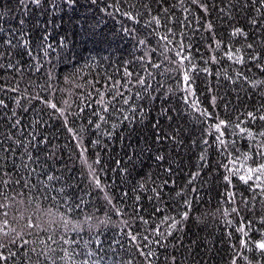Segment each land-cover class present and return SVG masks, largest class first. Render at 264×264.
<instances>
[{"label":"trees","instance_id":"16d2710c","mask_svg":"<svg viewBox=\"0 0 264 264\" xmlns=\"http://www.w3.org/2000/svg\"><path fill=\"white\" fill-rule=\"evenodd\" d=\"M145 2L151 3L153 15L157 14L156 10L165 7L170 9L171 15H174V20L167 21L168 26L175 31V35L171 37L174 43L167 46L171 49L170 52L165 50L164 41L159 40L163 30L158 31L156 27L146 29V16L136 20L123 15L125 11L130 10L131 5L141 4V0H122L123 6H120L121 0H96L95 3L93 0H75L70 9L64 0H55V4L60 6L58 11H53V4L49 0H42L41 7L28 4L26 15L24 6L17 9L20 0H0V30L2 36L7 37L12 29L20 26L23 18L25 35L32 45L33 57H43V52L36 49V44L43 34L47 33L50 37L49 43L55 46L60 45L61 37L65 38L64 47L70 50L63 57L58 52L52 53L51 65L45 63L44 71L47 72L51 66L59 74L58 89L64 88L65 91L58 90L54 94V102L60 107H67L69 112L84 108L82 95L88 91L85 78L87 81H92L93 77H96L99 80V87L105 88V82L99 79L100 76L115 77L117 82L115 86L118 87L120 77L124 76L127 67L124 61L131 62L133 57L138 60L145 53H147L146 60L161 65L157 72L164 73L165 68L170 67L167 58L175 56L176 45L183 42L184 47L188 48L191 44L192 47L185 54H190L192 64H196L200 69L193 77L195 94L191 98L200 101L202 108L209 111L207 121L216 124L219 119H226L234 125L239 120L242 126L248 127L251 124L255 131H259L264 126V122L246 121L244 115L247 111L264 106V83H261L264 82V68L258 66L260 61H264V19L260 18V13L251 7L255 0H248V7L244 6L245 0H207L208 12L193 5L191 0H167L166 3L164 0H145ZM111 4H116L119 11L113 7L105 9V5ZM5 9L8 10L7 14H4ZM184 9L188 11L185 12ZM131 10L143 15L139 8ZM252 18L258 19L259 23L251 24ZM161 19H163L162 13ZM209 24L212 25L211 29L208 27ZM134 25L139 34L136 39L124 31ZM233 27L242 28L245 35L233 36ZM163 34L167 35L166 32ZM141 38H145L149 43L138 48L136 45ZM218 40L222 41L219 48L216 47ZM249 44L254 47L249 49L247 47ZM236 49L240 51L237 52ZM229 50L233 52L235 59H230L225 54ZM250 52L258 54V61L246 58ZM212 57L216 59L213 60ZM16 59L22 62L25 69L30 63L35 62L30 61L27 55L19 51ZM44 59L48 58L44 57ZM2 63L4 61L0 60V64ZM20 66L17 65L18 68ZM205 67L208 68L207 73L203 71ZM74 68L80 71V78L75 84L83 87L65 85V75L71 73ZM188 69L190 73L195 71L191 64L188 65ZM148 71L151 72V68ZM157 72H152L149 86L154 93H160L156 99L158 110L164 92L169 89L176 92L177 80L175 72L165 75H159ZM135 74L133 72V75ZM14 77L15 73L11 70H0V99H3L6 105V107L0 106V145L8 147L4 141L9 133L14 139H24L27 143V135L36 128L33 122L42 116L40 128L47 135L49 142L46 145L42 143L35 149L34 159L39 157L40 163L30 167L43 168L47 163L50 170H57L58 176L75 178L77 181H82L79 185L81 188L86 187L87 169L81 168L77 155L81 149L76 147L77 141L72 138L73 133L68 132L62 120L50 117L47 111L41 112L42 105L39 102L33 101L32 106L29 107L28 101L24 99L27 95L24 89L29 79L38 81L41 85L43 80H38L34 74L31 77L25 75L22 80ZM253 81L256 83L253 84ZM112 83L113 81L109 79L108 84ZM17 84L20 91L13 92ZM183 86L182 83L179 85L180 88ZM68 88H71V91H68ZM131 98L135 100V97ZM169 104H175L180 112L172 113L175 120L169 122L164 118L160 124L169 136L172 132L176 133L175 140L161 134L159 142H156L152 126L147 122L143 127L123 122L113 128L114 121L108 120L107 123H101L97 129L96 123H99L97 121L86 133H81V127L88 124L91 108L85 109L83 120L76 119L74 123L68 124V127L74 128L76 133H80L88 141L86 148L91 160L100 157V167L105 169V172L101 173V178L110 186L111 195L117 202L122 201L127 205L128 215L136 216V224L139 228H136L135 234L143 237L149 234L145 231L149 227H159L166 234L160 237L159 246L152 242L150 250L155 255L145 258L137 255V251L143 252L144 249H133L127 238V229H123L125 233L123 239L115 237L120 240L123 250L121 251L118 245H112L116 249L115 254L107 251L109 247L107 242L113 237V232L110 230L107 236H104L106 241L104 251L100 252V255L104 256L105 264H113V261L117 260H134L135 264H147L148 259H151L152 264H226L230 262L233 248L242 253V256L235 257L237 264H246L243 256H248L252 264H256L257 261L264 262V257L259 255V250L255 249L253 244L250 243L249 248H241L239 243L243 236V233L238 231L241 225L245 226L249 241L259 239L264 232L260 223V217L264 216V195L259 188L252 189V185L257 181L253 179L246 185L239 180V176H233L226 188L223 175L227 173L223 165L227 163V159L222 160V156H226L225 153H217L216 148L219 146H216L211 153H205L210 163L197 167L202 146L193 144V140L200 136V123L197 119L199 114L185 110L178 92ZM10 113L16 114L15 120ZM155 115L153 111L152 117ZM71 120L72 117L69 116V121ZM16 121L21 123L13 127ZM204 126L207 127V123ZM106 132L112 135L106 136ZM40 138L43 140V136ZM215 138V135L211 137L213 141ZM224 139L227 142V150L234 157L251 149L252 159L258 160L255 156L256 143L250 142L246 135L233 136L232 128L229 126ZM93 140H97L98 143L92 144ZM135 146L139 147L133 154ZM141 148L143 151L140 150ZM13 151H15L14 147ZM23 151V148L20 149V152ZM32 151L29 149V152ZM20 152H15L17 158ZM157 152L163 154V161L155 159ZM2 155L3 153H0V156ZM9 155L11 156L12 153ZM248 163L249 166H255L251 160ZM235 167L241 168L242 164L237 162ZM122 168L127 169V175L120 171ZM169 168L171 173L168 172ZM193 173H198V176H193ZM20 175L23 176V172ZM190 181L194 182L190 184ZM140 183H145L147 187L140 188ZM154 186L159 189L160 199H157L151 191ZM193 189L196 191L194 192ZM228 192H232L234 200L240 203L241 210L237 213L231 212V209L236 207V203L230 200ZM124 193H127L126 197ZM137 197H139L138 202ZM241 197H244L243 201ZM184 198L191 201L187 208L183 207ZM92 199L96 201V195H93ZM245 202H247L246 208ZM178 204L181 205L180 210L187 211L189 215L180 228L169 236L162 221L165 216L171 217L174 214ZM45 207L50 206L45 205ZM97 207L99 211L96 214L103 216L107 205L102 193ZM225 210L229 212L228 217L223 215ZM16 211L23 212L24 206L21 205L19 208L14 206L9 210V217H14ZM2 212L3 210H0V219L3 218ZM85 212L91 214L92 207L81 208V218ZM113 219L115 220L116 217L113 216ZM125 219L128 220V224H133L128 216ZM249 223L251 228L247 227ZM133 227L135 228V225ZM99 231L103 232L104 228ZM119 231L121 229L117 226L116 232ZM69 238L76 239L73 234H70ZM83 238L88 239V236L84 235ZM13 251L15 249H9L4 255L7 256ZM22 256L23 251L14 259H9L7 264H20ZM35 259L36 257L33 256V260ZM0 264H4L3 260H0Z\"/></svg>","mask_w":264,"mask_h":264},{"label":"snow or ice","instance_id":"6c2138e0","mask_svg":"<svg viewBox=\"0 0 264 264\" xmlns=\"http://www.w3.org/2000/svg\"><path fill=\"white\" fill-rule=\"evenodd\" d=\"M53 4V11H58L59 7L55 4V0H49ZM96 0H93L95 3ZM167 0H164L166 3ZM192 4L196 7L203 9L205 12L209 11L207 0H191ZM67 7L70 9L75 3V0H64ZM31 4L35 7H41L42 0H20V5H17V9L24 6V14L28 13L27 5ZM120 6H123L122 0ZM245 7H248V0H245ZM108 7H113L116 11H119V7L116 4L105 5V9ZM182 7V5H181ZM233 7V6H230ZM253 10L260 13V18L264 19V0H255V3L251 5ZM139 8L143 15L133 12L131 9ZM7 9L5 13L7 14ZM154 10L151 7V3L141 0V4H133L130 6V10L123 13L124 16L129 19L141 20L145 16V26L147 28L156 27L157 30H163L159 37V40L164 41V48L166 51H171L167 46L168 44L174 43L171 39L175 35L174 28L169 27L167 21L169 19L174 20V15L170 14L169 8H159L156 15H153ZM185 12L188 9H184ZM223 11V9H222ZM161 13L163 14V19H161ZM250 23L256 25L259 20L252 18ZM25 21L21 18L20 26L18 28L12 29L7 37L2 36V30H0V60L4 63L0 64V70H11L15 73V77L23 79L25 75L31 77L33 74L38 78V80H43L41 85L38 81H33L29 79L28 85L25 87L24 92L27 95L24 97L28 101L29 107L32 106L33 101L39 102L41 107V112L47 111L50 117H54L57 120H62L64 126L67 127L69 133H73L72 138L77 141L76 147L80 148L81 151L77 154L81 162V168L87 169L88 182L86 187L81 188L79 185L82 181H77L75 178L61 177L58 176L56 169H49L47 163L43 168L30 167V165L39 164V157H35V149L39 148L40 144H47L48 137L44 133L43 129L40 128V123L42 121V116L35 120L33 123L36 125L32 133L27 135V143L24 139L16 138L14 139L12 134H8V138L4 141L8 145L7 148L0 145V210H3L0 219V260H3L4 264H7L9 259H14L15 256L20 255L23 251V256L21 257L20 264H105L104 256L100 255L101 251H104V246L106 241L104 236H107L108 231L113 232V237L109 238L107 242L109 247L107 251L115 254L116 249L112 245H118L123 250L120 240L115 237L124 238L125 233L123 229H127V238L132 244L133 249H144L143 252L137 251V255L144 256L145 258L153 257V253L150 248L154 241L157 246L160 244V237L166 236L165 232L159 227L151 228L149 227L145 231L149 234L143 237L135 234L136 228L139 225L136 224V216L128 215L126 212L127 205L122 201L117 202L115 197L111 195L109 191V185L104 182L101 178V173L105 172V169L101 168V159L99 156L92 161L87 154L86 145L88 143L80 133H76L75 129L68 127L69 123H74L76 119H84L85 109L91 108L90 118L86 126L81 127L80 132L86 133L88 128L96 123L97 129L100 127L101 123H107L108 120L114 121L112 124L113 128H116L119 124L123 122H129L134 125L144 126L145 122L151 124L154 135L156 137V142H159L161 134L165 137L175 140L176 133L172 132L171 136L169 133L164 132L161 128L160 121L167 118L169 122L175 120V116L172 113H179L180 109L176 107L175 104H169L170 100L175 98L178 92L184 104L186 111H190L194 114H199L197 119L200 123V136L198 139L193 140V144H199L202 146L201 154L198 157L199 167L202 164L210 163L208 157L205 153H211L216 146L217 153H225L226 156H222V160L227 159V163L223 166L227 174L223 175V180L226 182L225 187L227 188L228 183H231V178L233 176H239V180L243 181L246 185L250 184L254 179L257 181L256 184L252 185V189H260L262 195H264V126H262L259 131H255L253 126L250 124L248 127L242 126L241 122L238 120L234 125L230 124V121L226 119H219L218 123L211 124L207 121V117L210 115L207 109H203L201 102L192 99V95L195 94V89L193 88V77L196 71H199V67L196 64H192L191 55H186L188 49L192 47L191 44L188 48L184 47L183 42L176 45V53L173 57H168V63L170 67L165 68L164 73L157 72L158 68L161 67L160 64L154 63L152 61L146 60L145 56L147 53L140 56L137 60L133 57L130 62L128 60L124 61L125 67L124 76L120 77L118 82L119 86L115 85V77L111 76H100V80H104L106 87H99V80L93 77L92 81L85 82L88 85V91L86 94L82 95V103L84 108L77 111L69 112L67 107H60L55 101V93L59 90L61 92L65 91L64 88H59V74L56 73L51 66H49L48 71H44L45 63L51 65L52 53L58 52V54L63 57L70 49L64 47V37L60 39V45L55 46L49 43V35L47 33L40 37L39 42L36 44V49L43 52V57L35 56L33 57L32 45L30 40L26 38L24 31ZM186 26V25H185ZM208 27L211 29L212 25L209 24ZM124 31L133 39H136L139 35L136 32V26L134 25L130 29H124ZM154 35V33H152ZM232 35H245L242 28L233 27ZM145 38L138 40L139 46H145ZM222 41L216 42V47L219 48ZM159 47V44H158ZM249 49L254 46L247 45ZM22 52L24 55L29 57L30 61H35L30 63L27 69L22 65V62L16 59L17 52ZM237 52L240 49H236ZM230 59H235L233 52L231 50L225 53ZM44 57L48 59L45 60ZM252 61H258V54L250 52L246 57ZM159 59V58H157ZM213 60L216 57H212ZM21 66L18 68L17 65ZM135 64V67H133ZM191 64L195 71L191 72L188 69V65ZM86 66V65H85ZM259 67L264 68V61H260ZM151 68V72L148 69ZM205 73L208 72V68L203 69ZM133 72L136 74L133 75ZM152 72H157L159 75L170 74L172 72L176 73L175 79L177 80L176 92L169 89L164 92L161 104L157 110L156 99L159 97L160 93L155 92L149 86V81L152 79ZM140 73H144L141 75ZM80 78L79 69H73L71 73L65 75V85H73L74 87H83V85H76L75 81ZM113 81L112 84H108V80ZM247 79V78H246ZM183 84V88L179 85ZM255 84L256 82H252ZM264 83V82H261ZM123 89V91H120ZM71 91V88L67 89ZM131 90V97H135L133 100L129 97V91ZM20 91L19 84L13 89V92ZM191 93V94H190ZM127 97V98H126ZM67 101H65V104ZM119 105V107H117ZM0 106L6 107L5 101L0 99ZM155 111V117H152V112ZM13 120H15V113H10ZM245 120L254 122L260 121L264 122V106L260 109L247 111L244 113ZM69 116L72 120L69 121ZM151 118V119H150ZM20 121H16V125L20 124ZM207 123V127H205ZM46 126V125H45ZM231 126L233 136H244L246 135L250 142L256 143L255 156L257 159H252L251 149L249 152L241 153L240 156H233L231 152L227 150V142L224 139L227 132V128ZM179 127V125H177ZM223 128V130H222ZM213 129L215 131H213ZM106 136H111L112 133L106 132ZM215 135V141L211 137ZM43 136V140H41ZM97 140H93L92 144H97ZM234 146V145H233ZM13 147L15 151H13ZM55 147V146H54ZM133 147V154L136 153V148ZM24 149L20 152V149ZM32 149V152H29ZM143 151V148L140 149ZM15 152H20L19 158L15 155ZM9 153H12L10 156ZM54 159V153L52 154ZM157 161H163V154L157 152L155 155ZM249 160L255 166H249ZM237 162L242 164L241 168H236ZM119 163V162H117ZM231 165V167H229ZM120 171L127 175V169H120ZM23 172V176L20 173ZM171 173V168L168 169ZM193 176H198V173H193ZM190 181L189 183H193ZM57 185H60L57 187ZM140 188H146L145 183L139 184ZM20 189V191H16ZM152 193L157 199H160V192L157 187L151 189ZM195 192L196 189H193ZM11 193V195H9ZM103 194V199L107 205L104 209V215L99 216L98 213L100 201V194ZM96 195V201H93L92 197ZM125 197L127 193L123 194ZM230 200L236 203V207L231 209L232 213L239 212L240 203L234 200V194L228 192ZM253 199H255L253 197ZM139 197H137V202ZM244 200V197H241ZM191 201L187 198L183 199V207L187 208ZM21 205L24 206V211H16L14 217H9V210L14 206L19 208ZM49 205L50 207H45ZM92 207V213L85 212L81 218L80 211L81 208L87 209ZM103 207V206H101ZM247 207V202H245V208ZM181 205H177V210L171 217L165 216L162 223L167 229V235H171L174 230H178L180 226L184 223V220L188 217L189 213L187 211L180 210ZM223 215L225 217L229 216L228 210H225ZM113 216L116 219H113ZM128 216L129 219L133 221V224H128V220L125 217ZM75 217V219L73 218ZM18 218V219H17ZM142 220V218H141ZM23 221V223H19ZM143 222V220H142ZM261 228H264V216L260 217ZM135 225V228L133 227ZM119 227L121 231L116 232V227ZM251 228V223L247 225ZM104 228V231H99ZM86 229V232H85ZM239 232L243 233L240 238V247L249 248V244H253L255 249L259 250V255L264 257V232L261 233L259 239L254 241H249L247 239L248 233L245 231V226L241 225L238 228ZM73 234L76 239H70L69 235ZM87 235L88 239H84L83 236ZM28 237V239H25ZM19 245V247H17ZM95 245V247H94ZM9 249H15L13 252H9V255L5 256L4 252L9 251ZM252 249H250L251 251ZM62 253V255L60 254ZM130 255V252L128 253ZM33 256L36 257L33 260ZM242 256V253L235 251L233 248L232 255L230 256V262L226 264H237L235 257ZM246 264H252V261L248 256H243ZM113 264H135L134 260L127 261H113ZM147 264H152L151 259L147 260ZM256 264H264L262 261H257Z\"/></svg>","mask_w":264,"mask_h":264}]
</instances>
